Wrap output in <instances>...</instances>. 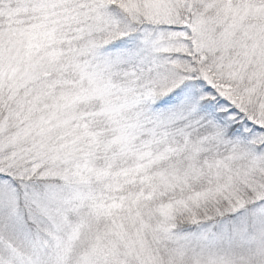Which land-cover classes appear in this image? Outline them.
Instances as JSON below:
<instances>
[{
  "label": "snow or ice",
  "instance_id": "snow-or-ice-1",
  "mask_svg": "<svg viewBox=\"0 0 264 264\" xmlns=\"http://www.w3.org/2000/svg\"><path fill=\"white\" fill-rule=\"evenodd\" d=\"M0 264H264V0H0Z\"/></svg>",
  "mask_w": 264,
  "mask_h": 264
}]
</instances>
